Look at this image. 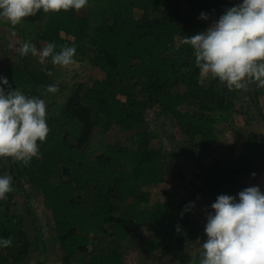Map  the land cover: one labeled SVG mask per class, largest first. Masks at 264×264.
Returning a JSON list of instances; mask_svg holds the SVG:
<instances>
[{
    "label": "trees",
    "instance_id": "trees-1",
    "mask_svg": "<svg viewBox=\"0 0 264 264\" xmlns=\"http://www.w3.org/2000/svg\"><path fill=\"white\" fill-rule=\"evenodd\" d=\"M256 1L264 5V0ZM54 4L50 9L42 0L28 11L16 0L5 3L6 19L0 18V25L19 37L23 58L44 45L49 60L89 63L104 78L92 86L78 85L60 113L50 115L35 109L54 86L52 68L34 74L22 64L4 67L0 143L2 135H13L9 171L14 174L16 169L40 191L63 264H73L79 253L87 254V264H125L115 242L130 241V232L141 228L151 235L148 253L177 250L186 255L185 243L197 227L188 200L179 196L174 203L146 209L144 198L136 194L165 182L163 150L153 145L151 134L140 130L154 107L171 115L187 137L184 156L194 165L193 176L202 192L223 209L229 222L241 221L248 209L246 183L264 171V139L250 133L240 155L228 146L220 162H206L218 142L216 115L235 111L244 82L228 60L218 59L209 47H199L208 26L199 15L226 21L236 13V4L232 0H54ZM78 5L88 7L87 15L78 13ZM137 10L143 12L141 18H136ZM175 49L177 56L172 54ZM241 50L247 86L259 97L264 58L259 63L246 44ZM114 126L122 128L134 149L108 144L85 150L96 129L108 132ZM24 132L37 135L32 162L21 152ZM4 171L0 159V264H20L28 260L32 242L22 217L10 212L6 198L11 187H4ZM257 207L246 225L264 216L263 204ZM262 229L264 223L258 228ZM98 234L111 238L109 246L87 253ZM235 264H264V242L246 246Z\"/></svg>",
    "mask_w": 264,
    "mask_h": 264
},
{
    "label": "rangeland",
    "instance_id": "rangeland-1",
    "mask_svg": "<svg viewBox=\"0 0 264 264\" xmlns=\"http://www.w3.org/2000/svg\"><path fill=\"white\" fill-rule=\"evenodd\" d=\"M13 1L0 0V18L6 19L2 6ZM37 1L16 0L17 4L26 10L34 8ZM46 1L49 2V8L53 9L54 0ZM232 1L236 4V13L229 20L222 21L216 15L210 14L199 16L208 25L199 47H209L218 59L223 62L228 60L244 82L235 111L216 115L214 133L218 142L206 158L208 163L220 162L228 146H234L236 155H240L250 133L264 139V88L258 92L259 97L252 94L253 91L246 83L247 71L241 53V48L246 44L247 48L252 49L259 63L264 58V5L256 0ZM77 10L80 15L88 13L86 6L78 5ZM135 16L141 18L143 12L137 10ZM178 53V49L172 51L175 56ZM18 64L26 65L34 74L52 68L54 86L47 93L43 105L35 109V112L44 110L50 115L60 113L78 85L92 86L95 81L104 78L103 72L89 63L60 61L55 63L57 66L53 65L44 45L23 58L19 37L0 25V76L4 67ZM143 97L138 96L139 99ZM140 130L151 134L153 145L162 148L163 166L166 171L164 183L141 188L136 192L144 198V208L152 209L157 204L174 203L182 196L189 202L197 227L193 231L194 237L185 243L186 255L177 250L167 254H150L146 249L151 236L149 232L145 228L131 231L130 241L115 242L116 248L125 255V264H235L246 246H256L264 242V229L258 230L264 223V216L256 219L253 225L245 223L250 214L259 210L258 204L264 206V171L257 179L249 178L246 183L247 214L241 221L229 222L223 209L202 192L201 183L193 176L194 165L189 164L184 156L188 139L180 132L174 118L159 107L151 108L147 111L145 124ZM33 131L35 132V129ZM13 142V135H2L0 159L5 168L4 187H11L10 195L6 198L10 201V212L22 217L28 239L32 242L28 260L20 264H63L56 231L40 191L25 178L19 177L16 169L14 174L9 171L8 148ZM108 144L132 149L136 147L122 128L114 126L108 132L96 129L85 150L94 151L101 145ZM34 159L29 158L28 161L32 162ZM127 203L128 200H124L123 205ZM94 237L95 241L87 253L101 252L109 246V236L98 234ZM86 261L87 254L79 253L73 264H87Z\"/></svg>",
    "mask_w": 264,
    "mask_h": 264
},
{
    "label": "built area",
    "instance_id": "built-area-1",
    "mask_svg": "<svg viewBox=\"0 0 264 264\" xmlns=\"http://www.w3.org/2000/svg\"><path fill=\"white\" fill-rule=\"evenodd\" d=\"M20 148L22 154L27 158H34L36 155L37 135L33 132H24L20 137Z\"/></svg>",
    "mask_w": 264,
    "mask_h": 264
},
{
    "label": "crops",
    "instance_id": "crops-1",
    "mask_svg": "<svg viewBox=\"0 0 264 264\" xmlns=\"http://www.w3.org/2000/svg\"><path fill=\"white\" fill-rule=\"evenodd\" d=\"M39 1H41V0H38L37 2H36V4L39 2ZM36 4H35V7H36ZM35 7L34 8H32V9H30V10H28V11H34V9H35ZM200 16V15H199ZM54 64L53 65H55V66H57V64H55L56 62H60V61H52ZM60 66V65H59Z\"/></svg>",
    "mask_w": 264,
    "mask_h": 264
}]
</instances>
